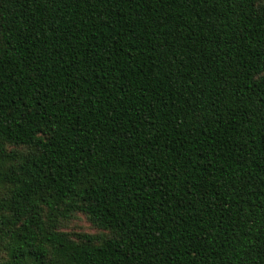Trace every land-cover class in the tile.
I'll list each match as a JSON object with an SVG mask.
<instances>
[{
  "label": "trees",
  "instance_id": "trees-1",
  "mask_svg": "<svg viewBox=\"0 0 264 264\" xmlns=\"http://www.w3.org/2000/svg\"><path fill=\"white\" fill-rule=\"evenodd\" d=\"M0 264H264V0H0Z\"/></svg>",
  "mask_w": 264,
  "mask_h": 264
},
{
  "label": "rangeland",
  "instance_id": "rangeland-1",
  "mask_svg": "<svg viewBox=\"0 0 264 264\" xmlns=\"http://www.w3.org/2000/svg\"><path fill=\"white\" fill-rule=\"evenodd\" d=\"M60 229L69 232H88L91 234H99L101 236H111L112 233L97 229L89 220L87 215L83 213H77L73 219L62 221Z\"/></svg>",
  "mask_w": 264,
  "mask_h": 264
}]
</instances>
